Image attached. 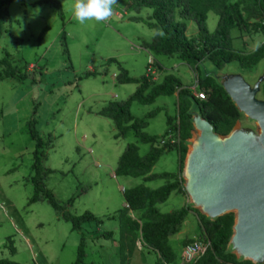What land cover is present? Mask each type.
Returning a JSON list of instances; mask_svg holds the SVG:
<instances>
[{
	"label": "rangeland",
	"instance_id": "obj_1",
	"mask_svg": "<svg viewBox=\"0 0 264 264\" xmlns=\"http://www.w3.org/2000/svg\"><path fill=\"white\" fill-rule=\"evenodd\" d=\"M40 0H13L8 6L0 37V61L10 59L16 74L3 78L0 66V260L16 264H74L84 234V257L80 264H157L156 254L136 242L131 253H123L119 243V224L109 219L124 206L122 192L138 186L157 189L162 180L116 177L120 155L129 144L144 155L149 146L140 144L133 133L114 139V124L97 114L111 102H123L136 85L115 81L118 67L131 78L146 74L151 61L162 68L156 75L161 82L167 74L183 84L196 87V75L174 58L152 57L140 45L151 41L155 32L130 17L146 19L151 11L139 14L127 11L123 0L112 6L113 14L105 21L78 23L72 15L75 0H59L63 19L51 4L34 5ZM39 8V15L32 11ZM217 24L213 13L207 16L212 33ZM46 32L39 39L43 30ZM197 33L194 22H187V36ZM237 33V32H235ZM65 38L63 39V36ZM247 51L263 41L260 35L244 36ZM234 44V43H233ZM236 46L241 41L235 40ZM113 59L115 63L108 64ZM243 76L252 85L262 72ZM95 72V77H84ZM229 73L225 69L218 72ZM234 73V71L232 72ZM173 97H159L151 105L132 103L130 113L142 119L164 108L148 120L144 132L160 136L166 130V115L175 114ZM34 118L36 130L44 141H51L41 160L43 184L54 198L73 216L91 213L102 223L86 222L81 230L60 218L46 201L29 204L34 186V142L27 124ZM243 126L254 124L244 117ZM178 155L172 150L163 154L151 173H175ZM68 201H72L68 204ZM189 203L187 195L172 193L157 208L169 213ZM111 233L110 238L103 233ZM196 216L190 213L180 232L169 239L179 256L181 243L198 234ZM14 249V253H12Z\"/></svg>",
	"mask_w": 264,
	"mask_h": 264
},
{
	"label": "trees",
	"instance_id": "obj_2",
	"mask_svg": "<svg viewBox=\"0 0 264 264\" xmlns=\"http://www.w3.org/2000/svg\"><path fill=\"white\" fill-rule=\"evenodd\" d=\"M13 0H0V37L7 6ZM127 11L139 14L142 9H149L151 14L146 18L130 17L132 22L143 23L153 30L155 35L149 42L142 41L140 47L152 57L174 58L187 65L196 75V87L185 85L173 74H167L161 82L151 80L143 75L131 78L128 72L118 67L115 81L119 84H134V93L123 102H111L97 112L99 116L109 119L114 124V139H124L133 133L140 144L148 145L149 150L141 155L138 147L129 144L120 155L115 169L116 177L142 178L146 181L162 180L164 185L157 189L138 186L122 192L125 206L109 219L119 224V243L123 253H131L136 242L153 251L157 256V264H178L177 254L169 244V239L177 235L190 213L195 214L199 233L195 239L182 242V247L193 241L209 243L204 255L195 264H252L238 260L228 249L234 224L233 214H228L210 221L188 204L169 213L159 212L157 206L164 203L172 193L185 195L181 172L187 152L186 143L192 137V116L198 114L208 122L214 133L225 136L230 133L236 123L243 120V115L224 92L221 84L213 75L222 70L229 73L256 75L261 67L264 72V41L254 49L247 51L244 47L245 33L251 36L260 35L264 39V0H123ZM51 4L59 17L63 19L59 0H40L34 5ZM213 13L217 17L216 28L212 33L207 29V16ZM187 22H194L197 33L187 36ZM46 32L43 30L39 39ZM237 32V33H235ZM65 35L63 36V39ZM235 40L241 44L236 46ZM234 43V44H233ZM108 64L115 63L110 59ZM5 68L3 78H12L16 74L10 59L0 61ZM157 72L162 70L155 61ZM261 72V73H262ZM95 72H88L84 77H95ZM203 93L204 99L196 97ZM175 114L166 115V130L163 135L153 136L144 132L148 120L164 108L148 114L142 119L132 116V103L151 105L159 97H175ZM264 100V81L257 96ZM28 134L34 142L33 171L31 178L34 186L33 196L29 204L46 201L55 213L72 225L75 231L81 230L86 222L97 224L102 221L91 213L73 216L65 211L54 196L45 188L41 160L45 157V149L51 147L50 139L44 141L36 130V121L32 118L28 124ZM170 135L169 140H165ZM161 141H165L161 145ZM173 142V143H171ZM178 155V169L175 173H151L157 161L169 151ZM72 201H68V204ZM106 238L111 233H103ZM84 234L77 250L74 264H80L84 257ZM14 253V249L11 251ZM0 264H16L8 260H0Z\"/></svg>",
	"mask_w": 264,
	"mask_h": 264
},
{
	"label": "water",
	"instance_id": "obj_3",
	"mask_svg": "<svg viewBox=\"0 0 264 264\" xmlns=\"http://www.w3.org/2000/svg\"><path fill=\"white\" fill-rule=\"evenodd\" d=\"M253 128L236 123L225 136L198 114L181 178L188 205L210 221L233 214L228 249L238 260L264 264V72L250 85L238 73L213 75Z\"/></svg>",
	"mask_w": 264,
	"mask_h": 264
},
{
	"label": "clouds",
	"instance_id": "obj_4",
	"mask_svg": "<svg viewBox=\"0 0 264 264\" xmlns=\"http://www.w3.org/2000/svg\"><path fill=\"white\" fill-rule=\"evenodd\" d=\"M116 2L117 0H75L72 15L73 18L80 24L92 20L96 22L105 21L112 16V6ZM39 12V8L33 10L31 13L32 17L35 18L38 16Z\"/></svg>",
	"mask_w": 264,
	"mask_h": 264
},
{
	"label": "built area",
	"instance_id": "obj_5",
	"mask_svg": "<svg viewBox=\"0 0 264 264\" xmlns=\"http://www.w3.org/2000/svg\"><path fill=\"white\" fill-rule=\"evenodd\" d=\"M157 75V70L153 66V61L150 60L148 67L146 69V76L151 80H155ZM196 97L200 100L204 99L203 93H197ZM170 135L166 137L165 140H169ZM165 141H161V145L164 144ZM173 143V142H171ZM209 247V243L202 241H193L192 243L184 246L182 248L179 262L178 264H195L206 252Z\"/></svg>",
	"mask_w": 264,
	"mask_h": 264
},
{
	"label": "crops",
	"instance_id": "obj_6",
	"mask_svg": "<svg viewBox=\"0 0 264 264\" xmlns=\"http://www.w3.org/2000/svg\"><path fill=\"white\" fill-rule=\"evenodd\" d=\"M175 103H176V96L174 97V107H175ZM124 206H125V204H124ZM185 206V205H184ZM197 220V219H196ZM197 236V234L196 235H194L192 238H195ZM188 239H190V238H188ZM187 240V239H186ZM181 247H182V243H181ZM183 248V247H182Z\"/></svg>",
	"mask_w": 264,
	"mask_h": 264
}]
</instances>
